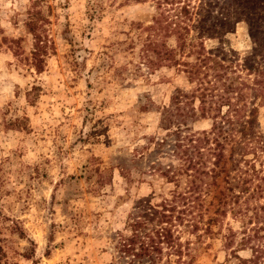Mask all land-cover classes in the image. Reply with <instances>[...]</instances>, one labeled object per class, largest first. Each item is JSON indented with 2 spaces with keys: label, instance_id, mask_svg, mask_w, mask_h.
Listing matches in <instances>:
<instances>
[{
  "label": "rangeland",
  "instance_id": "1",
  "mask_svg": "<svg viewBox=\"0 0 264 264\" xmlns=\"http://www.w3.org/2000/svg\"><path fill=\"white\" fill-rule=\"evenodd\" d=\"M36 1L0 0V264L117 263L120 235H131L145 202L159 211L172 206L184 219L173 229L183 245L190 242L186 264L252 259L259 243L243 244V225L264 223V105L250 136L258 154L230 157V146L216 179H194L175 137L163 148L157 142L168 133L161 113L178 91L201 95L214 86L218 94L225 76L220 82L216 73L227 75V83L251 84L253 76L240 67L251 54L264 71V0H43L54 49L41 73L26 28ZM201 2L217 11L238 9L242 21L221 38L199 39ZM171 20L192 43L203 42L202 54L180 55L176 36L155 24ZM156 39L188 66H154ZM207 107L196 100L189 134L211 129ZM213 161L201 160L207 170ZM223 196L227 215L215 224ZM232 233L229 249L225 237ZM257 264H264V253Z\"/></svg>",
  "mask_w": 264,
  "mask_h": 264
},
{
  "label": "trees",
  "instance_id": "2",
  "mask_svg": "<svg viewBox=\"0 0 264 264\" xmlns=\"http://www.w3.org/2000/svg\"><path fill=\"white\" fill-rule=\"evenodd\" d=\"M42 1H36L32 5L27 12L26 21L27 31L34 37V67L39 73L44 69L49 50L54 49V43L49 38L46 29V24L49 21L44 12L39 8V5L43 3ZM125 1L128 3L143 2V0ZM196 15L198 19L195 29L198 31L199 39H204L205 37L209 39L221 38L234 31L237 24L242 21V13L238 9L227 10L225 7H222L221 11H217L216 7L211 3L201 2L197 8ZM164 23L162 21L155 22L157 27H160L165 34L168 33L169 35L176 36L180 44L179 52L181 56L183 53H186V50H189V54H202L204 52L203 42L192 43V40L188 38V32L183 30L182 25L173 22V20L169 23ZM171 27L172 29L170 30ZM262 33H264V30ZM256 34L253 33L252 38ZM255 42L260 46L262 45L260 39L258 40L256 37ZM153 43L157 55V63H154V66L160 67L161 64L188 66L187 62L181 63V60L177 59L176 50L171 49L166 42L156 39ZM198 44L200 51H197ZM254 57L255 54L247 56L243 60V64L240 65L243 71L247 72L248 76H253L251 84L245 81L239 82L238 80L227 83L225 79L227 75L216 73L215 78H219L220 82L223 76H225L224 83L221 84L222 88L218 94H214L216 90L214 86L210 90V93H208L209 88L205 86L201 95H197L196 92L185 93L180 90L172 96L170 105L164 107L161 113V127L168 131V133L164 138L158 140L157 146L158 148H163L168 144L169 139L175 137V144L179 152H181V156L187 157V162H189L190 167L194 170V179L197 175L201 180L203 175H210L213 179L220 177L225 172L226 151H228L230 146V157L236 154L240 157L256 156L258 154V147L251 145L250 136L255 134L258 109L261 105H264V71L260 69ZM204 61L207 62L208 57ZM185 72L194 75L199 71L188 69ZM231 80L233 79H227V81ZM204 84L202 82L201 85ZM207 84L211 85L209 82ZM33 91L39 92L40 89L34 87ZM250 98L252 101L249 103L248 99ZM197 99L202 104L208 105L207 112L212 120V127L209 131H196L189 134L188 131L192 129L188 121L192 117L193 106ZM240 102H243V104L240 105ZM224 107H227L226 111H224ZM203 157H207L210 161L214 159L210 170L206 169L208 168L207 163L201 162ZM205 161L207 162V160ZM194 181L193 184L196 185L197 190H201V186L197 185L196 181ZM202 183L207 184L205 181ZM143 208L144 215L137 216V214L134 216L133 223L130 225L131 235L129 237L120 235L121 241L119 242L117 263L114 264H186L184 256L190 255V242L187 241L186 245H183L180 241L181 232L173 229L177 226L174 224L175 221L183 224L184 219L180 215L175 217L174 212L176 209L172 206L164 207L163 211H159L158 207L145 202ZM226 210V196H223L219 199L216 211L218 217L215 220V224L220 222L221 218L226 217ZM157 215H160V218L156 223H153L152 221H155ZM139 217H143L144 220H138L137 218ZM150 217H152L150 221H147L146 218ZM192 226H194V231L198 229L196 225H190L189 223L185 227L190 228ZM243 226V244L246 245L252 242H258L259 244L252 245L254 253L252 259H238L241 261L240 264H257L264 253V245L261 244L264 242V223L263 225L256 224L250 229L245 225ZM209 228L210 226L207 227V229ZM234 238L235 233L225 237L227 248H233L235 243ZM164 257H166V261L162 263ZM173 257H176V260H173Z\"/></svg>",
  "mask_w": 264,
  "mask_h": 264
}]
</instances>
